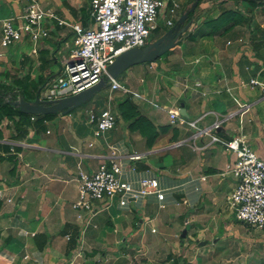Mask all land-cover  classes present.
Instances as JSON below:
<instances>
[{
  "label": "crops",
  "instance_id": "1",
  "mask_svg": "<svg viewBox=\"0 0 264 264\" xmlns=\"http://www.w3.org/2000/svg\"><path fill=\"white\" fill-rule=\"evenodd\" d=\"M35 1L60 21L90 25L91 0ZM251 1L203 0L196 10V18L191 19L192 26L184 36L186 40L181 42L185 48H178L181 55L174 57L171 69L163 73L165 84L158 80L161 74L152 69L157 64L154 63L148 70L149 77L141 78L144 86L139 90L129 88L140 95L132 100L141 114L157 127L172 126L169 110L176 109H185L184 120L196 122L195 128L174 125L176 130L161 137L152 149L145 141L135 148L141 151L131 152L128 142L121 138L122 132L125 133L120 128L125 124L122 120L116 132L96 137V127L90 119L83 122L82 117L59 114L52 120L71 123L69 127L64 126L59 136H52L49 120L45 122L46 130L36 133V128H30L29 134L20 139L14 138V125L9 120L3 121L0 126V264L192 262L190 258L194 253L199 254L201 243L208 241L206 235L214 220L228 212V197L237 186L230 172L236 156L213 143L210 135L202 131L220 121L218 136L226 140L245 136L264 161V98L259 89L248 86L254 78L264 83V11L255 9ZM31 3L32 0H0V20L19 18ZM190 4L191 0H183L179 17ZM229 11L235 12L237 18L232 20L231 15L227 16V21L215 27L213 34L215 28L205 21ZM60 21L50 17L43 20L49 37L39 41L36 53L29 36L13 46L3 47L0 21V80L6 74L11 79L30 75L38 80L43 76L47 84L58 77L75 43L73 29ZM242 83L246 86H241ZM114 93L116 97L113 94L112 97L117 103L127 98L121 92ZM106 103L102 101L98 111ZM133 134L134 141L143 138ZM111 145L119 147L115 157L127 166L126 179L137 181L150 175L157 177L163 188L185 184L183 189L170 191L163 209L155 196L147 197L141 207L132 203L130 210L122 209L116 198L95 202L96 214L85 213L84 218H79L72 206L79 195V166L88 173L95 172L113 157ZM167 151L176 154L172 160L181 164L183 174L172 173V168L161 162V153ZM132 155L140 158L130 160ZM151 156L154 161L149 160ZM193 227L202 233L201 239L192 233ZM183 230H187L186 238L182 237Z\"/></svg>",
  "mask_w": 264,
  "mask_h": 264
},
{
  "label": "built area",
  "instance_id": "2",
  "mask_svg": "<svg viewBox=\"0 0 264 264\" xmlns=\"http://www.w3.org/2000/svg\"><path fill=\"white\" fill-rule=\"evenodd\" d=\"M183 0H91L89 9L90 25L67 24L60 21L50 11H44L35 0L25 9L19 18L10 17L2 22L3 47H10L29 36L35 45L43 38L49 37V31L43 27L47 17L57 19L60 24L70 26L75 32V48L65 62L60 75L50 80L40 92V98L55 100L76 95L100 83L107 76L109 65L124 52L145 47L151 35L159 28L161 16L167 17V27H173L179 18ZM17 21H20L17 23ZM264 26V17L262 21ZM111 92H121L126 97L139 98V93L121 85L117 79H110ZM241 86H246L242 83ZM248 86L260 90L264 98V83L251 79ZM114 98L110 96L108 108L99 113L91 112L90 122L95 125L96 137L115 129L119 116L111 108ZM248 108V107H247ZM172 125H188L196 127V122L184 120L180 110H169ZM37 117L33 116L32 121ZM221 128L217 121L204 132L210 135L212 142L217 143L236 156L230 172L237 180V186L228 197V205L235 213L236 219L243 225L255 230L264 229V161L250 146L245 136L230 140L221 138L216 132ZM200 132V133H202ZM93 146V144H90ZM113 157L110 162L102 163L93 173H88L79 166V195L73 203L79 218L87 213L96 214L95 202L118 199L122 209L130 210L132 203L138 207L143 205L149 196H155L160 208H165V199L170 191L183 189L185 184L171 188H163L157 177L143 176L137 181L125 178L127 166L115 157L119 147L111 145ZM130 160H137L132 155ZM135 171V169H132ZM205 180V178H202Z\"/></svg>",
  "mask_w": 264,
  "mask_h": 264
},
{
  "label": "rangeland",
  "instance_id": "3",
  "mask_svg": "<svg viewBox=\"0 0 264 264\" xmlns=\"http://www.w3.org/2000/svg\"><path fill=\"white\" fill-rule=\"evenodd\" d=\"M158 25L161 27V31H160L161 34L159 33L160 34L159 36H161L164 32L171 29V27H167L166 16L160 17ZM159 36L150 37V39L148 40V44H151L154 41H156ZM183 39L186 40L185 37ZM72 47H73L72 50L76 47L75 43L74 45H72ZM178 48L180 49L184 48L183 44H178L177 47L172 51L174 55L168 56L166 58L162 57V59L159 62H157V64L155 65L152 63H145L131 67L129 70L124 72L120 77H118L117 81L125 87L131 88L133 90H139L140 89L139 87L144 86V84H142L141 82V78L149 77L148 70L152 64L154 65L152 69L155 72L157 71L159 72V74H161V76H159L158 79L159 82L162 81L165 84L166 78L165 75H163V73H166L165 71L166 69H171V67L174 64L172 61L174 57H176L178 54L181 55V51L180 49L178 50ZM190 60H192V58H190ZM105 92L106 89L100 91L92 101L76 108V110H74L71 115L77 116V118L82 117L83 122L89 121L90 119L89 117L90 114L88 113L89 110L95 109L102 102L101 98ZM112 94L115 96L116 93H112ZM117 94L120 95V93ZM259 94H261L260 90H259ZM130 99L132 100V98ZM107 104L108 103H106V105ZM117 104H118L117 101H114V103L111 105V108H113V110H115L116 112H117L116 109ZM68 119L70 120V118ZM49 123H50L49 127L53 132L52 135L53 137L59 136L64 126L66 128L69 127L71 124L68 121L61 123L59 121H54V120H51ZM125 124L123 125L122 123L120 126V128L125 131V133L122 132L121 138H124L126 142H128V147L131 152L141 151L138 150L141 148L138 149L135 148L136 146L145 144L146 139L140 138L139 142L134 141L133 136H135V134L132 135V132H130L129 129L126 128ZM178 125L179 124H177L176 126ZM90 126L93 127V125ZM165 126H160L159 130L162 131ZM176 126L169 125L170 131H168L166 135H169L172 130L174 129L176 130ZM115 129L109 131L108 134L112 132H116ZM161 137L163 136H160V138ZM101 139L104 140L103 138ZM157 143L158 141L153 146H150L151 148L150 147L149 148L150 149L154 148L157 145ZM172 156H173V160H175L176 154L174 152L172 153L171 151H167L165 153H161L160 160L163 164H165V166H167L168 168H172L171 169L172 173L176 175L183 174L182 172H184V169H181L182 168L181 164L177 162H173ZM153 159L154 158L151 156L149 160L154 161L155 159L154 160ZM227 211L228 212L222 218L217 217L216 218L217 221L214 220V223L211 225L210 229H208L206 235V239L208 241H206V244L201 247L199 254L198 253L193 254V258H190L192 262H189L188 264H264V229L255 230L251 227L245 226L243 225V223L239 222L236 219L235 213L232 210H230V208H228ZM191 212L187 214L186 219L190 217L189 215H191ZM188 228L189 230L191 229L190 226ZM195 230L196 229L193 227L192 233L194 232V234L197 235L196 236L197 239H201L202 233H199ZM193 241L195 243L194 246L197 247L198 243L196 242V238H194Z\"/></svg>",
  "mask_w": 264,
  "mask_h": 264
},
{
  "label": "trees",
  "instance_id": "4",
  "mask_svg": "<svg viewBox=\"0 0 264 264\" xmlns=\"http://www.w3.org/2000/svg\"><path fill=\"white\" fill-rule=\"evenodd\" d=\"M202 1L203 0L199 1L195 11H191V7L195 2V0H191V4L188 6L186 10L183 11L182 14L189 12L188 21H190L192 18L195 17L196 10L199 8ZM251 2L253 3L255 9L261 8V10L264 11V1L252 0ZM222 15L218 17L220 20H218V18L206 20L205 24L208 25L209 23L208 26L215 28L218 27L219 25H222L224 21H227V16L231 15L230 19L232 18V20L236 19L238 16L235 12L232 11L223 13ZM216 20H218L219 22H217ZM160 31H161V27L159 26V28L151 35V37L159 36L161 34ZM214 31H216V28L213 29L212 32L213 34L216 33ZM166 32H164L161 36H159L157 40L161 38L163 35H165ZM147 45L149 44L147 43ZM171 54L172 51L168 52L163 57L166 58ZM161 59L162 58L158 59L154 63L159 62ZM43 68L45 69L46 67ZM104 79L107 81V85L105 86V88L102 89V91L106 89V92L102 95L101 100L104 102L107 101L108 103L107 107L104 108L106 109L109 106V98L110 96H112V92H111L110 79L107 76H105ZM46 81L47 79H45L43 76H41L38 80H35L32 79L30 75H27L22 78L14 77V79L13 78L11 79L10 74H6L5 79L0 80V126L3 123V121L9 120L11 124L14 125L15 128V132H16V136L14 137L15 139L25 138L29 134L30 128L33 127L36 128L35 131L36 133L40 132L41 130H46L45 122L52 120L54 117H56V115L57 116L59 115V114L39 115L36 116L37 117L36 121H32V117L34 115L24 114L20 111L19 108L11 105L12 101H16L19 98H23L29 102H34L36 98L40 96L39 93L42 90L43 86L46 84ZM116 109H117V114L119 116V122L122 120L124 123L127 124L130 132L137 133L141 135L143 138H145L146 139L145 141L147 142L149 147L153 146L159 140L160 136H164L168 131H170L169 126H165L162 131L159 130V127H157L152 122L151 119L141 114L138 106L129 97L119 101ZM95 110L94 112L96 113L100 112L98 111V107H96ZM182 240L184 239L182 238Z\"/></svg>",
  "mask_w": 264,
  "mask_h": 264
},
{
  "label": "water",
  "instance_id": "5",
  "mask_svg": "<svg viewBox=\"0 0 264 264\" xmlns=\"http://www.w3.org/2000/svg\"><path fill=\"white\" fill-rule=\"evenodd\" d=\"M199 1L200 0H195L191 7V11H195ZM188 17L189 12L182 14L174 26L171 27L165 35L153 43L142 48L131 49L121 54L114 63L109 65L107 69V77L109 79H117L131 67L139 64L154 63L168 52L173 51L177 45L183 41L184 36L192 26L193 21L191 20L187 22ZM106 85L107 81L103 79L100 83L76 95L55 100H44L38 96L34 102L19 98L16 101H12L11 105L19 108L22 113L28 115H68L76 108L91 101L100 91H102L103 88H105ZM180 114L183 117H187L185 109H182ZM186 236L187 230L183 232L182 237L186 238ZM205 244V242L201 243V245Z\"/></svg>",
  "mask_w": 264,
  "mask_h": 264
},
{
  "label": "bare ground",
  "instance_id": "6",
  "mask_svg": "<svg viewBox=\"0 0 264 264\" xmlns=\"http://www.w3.org/2000/svg\"><path fill=\"white\" fill-rule=\"evenodd\" d=\"M27 8V7H26ZM261 12V11H260ZM223 16V15H222ZM218 20H220L219 18H218ZM218 20H216L217 22H219ZM221 22H223V21H221ZM235 24V23H234ZM238 24V23H237ZM208 25H209V23H208ZM213 25V24H212ZM217 26H218V24H217ZM86 27V26H85ZM209 34V33H208ZM197 41V40H196ZM185 48V47H184ZM164 75V74H163ZM18 77V76H17ZM134 101V100H133ZM72 114V113H71ZM57 116V115H56ZM90 117V116H89Z\"/></svg>",
  "mask_w": 264,
  "mask_h": 264
}]
</instances>
